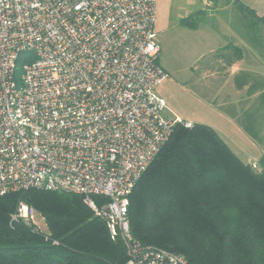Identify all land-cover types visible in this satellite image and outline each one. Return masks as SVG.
Wrapping results in <instances>:
<instances>
[{"label":"built area","instance_id":"1","mask_svg":"<svg viewBox=\"0 0 264 264\" xmlns=\"http://www.w3.org/2000/svg\"><path fill=\"white\" fill-rule=\"evenodd\" d=\"M154 21L155 0H0V197L81 195L124 241L125 264H188L136 242L127 218L174 126H193L165 115L154 91L166 77ZM33 215L20 203L12 218Z\"/></svg>","mask_w":264,"mask_h":264},{"label":"trees","instance_id":"2","mask_svg":"<svg viewBox=\"0 0 264 264\" xmlns=\"http://www.w3.org/2000/svg\"><path fill=\"white\" fill-rule=\"evenodd\" d=\"M229 3L248 21L250 35L264 25V15L240 0ZM212 19L198 9L179 25L197 30ZM245 52L225 41L212 58L216 71L243 60ZM240 76L236 87L247 90L240 115L248 122L242 127L264 144V81L246 72ZM92 199L98 206L103 202ZM20 203L43 219L45 231L12 218ZM127 218L136 242L181 255L188 264H264V156L256 164L244 162L208 125L176 124L129 195ZM127 259L122 238H111L105 218L81 195L31 189L0 197V264H125Z\"/></svg>","mask_w":264,"mask_h":264},{"label":"rangeland","instance_id":"3","mask_svg":"<svg viewBox=\"0 0 264 264\" xmlns=\"http://www.w3.org/2000/svg\"><path fill=\"white\" fill-rule=\"evenodd\" d=\"M240 1L264 15V0ZM226 3L227 0H155L153 29L160 45L156 64L166 77L154 91L166 104L165 115L208 125L241 160L256 164L264 156V144L252 140L242 127L241 123L248 122L245 113L240 115V111H244L247 90L237 88L236 84L244 72L256 82L264 81V25H259L255 34L250 35L248 21L233 4ZM198 9H204L213 19L201 23L197 30L179 25L182 18ZM214 9L211 15L209 12ZM229 29L237 35H232ZM228 40L246 50L245 58L233 67L240 70H235L230 78L216 71L217 61L212 59ZM29 56H21L16 77ZM206 62L208 66L204 65ZM234 113L239 116L235 117ZM33 220L41 230H46L37 213Z\"/></svg>","mask_w":264,"mask_h":264},{"label":"crops","instance_id":"4","mask_svg":"<svg viewBox=\"0 0 264 264\" xmlns=\"http://www.w3.org/2000/svg\"><path fill=\"white\" fill-rule=\"evenodd\" d=\"M229 5V4H228ZM228 31V30H227ZM229 31H230V33L232 34V35H234V36H236L237 34L235 33V32H232L233 30H230L229 29ZM220 62V64L222 65V67H224L223 65H224V61H219ZM237 64V62L236 63H234L233 65H232V67L230 66H227L228 68L226 69V70H224V68H223V72L224 73H226V74H228V77L230 78L231 77V75H233V73H234V71L235 70H240L239 68H237V69H235V68H233V67H235V65ZM208 66V65H207ZM202 71H203V69H202Z\"/></svg>","mask_w":264,"mask_h":264}]
</instances>
